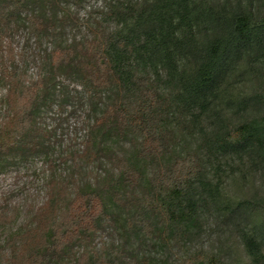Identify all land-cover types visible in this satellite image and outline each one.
Wrapping results in <instances>:
<instances>
[{"label":"trees","instance_id":"trees-1","mask_svg":"<svg viewBox=\"0 0 264 264\" xmlns=\"http://www.w3.org/2000/svg\"><path fill=\"white\" fill-rule=\"evenodd\" d=\"M82 2L0 0V168L43 155L51 169L9 264H227L187 245L226 163L264 171V0H103L84 22ZM74 100L87 129L63 147L44 121ZM107 225L118 245L98 247Z\"/></svg>","mask_w":264,"mask_h":264},{"label":"rangeland","instance_id":"rangeland-1","mask_svg":"<svg viewBox=\"0 0 264 264\" xmlns=\"http://www.w3.org/2000/svg\"><path fill=\"white\" fill-rule=\"evenodd\" d=\"M103 0H83L78 5L79 17L85 21L92 10H97ZM85 30V29H83ZM84 33V31H82ZM81 35V34H80ZM7 49L9 39L4 40ZM25 38L17 37L13 47L19 53L17 59L22 63V51ZM34 44L28 47V55ZM38 67L31 64L29 72L36 75ZM244 78V77H243ZM68 82V81H67ZM245 78L235 89V93L249 88ZM71 87H81L70 82ZM3 89L0 88V96ZM88 114L77 100L64 106L55 104L47 111L44 125L48 130L56 132V136L64 139L63 147L73 142L81 143L87 129ZM55 148H58L56 145ZM222 172V194L219 206L206 209L199 228V234L187 245L194 250L204 247L221 253L227 264H264V171L250 161H234L226 163ZM50 167L43 155H36L25 160L13 159L6 168H0V264H9L7 238L25 225H34V213L46 200V178L50 175ZM263 209V210H262ZM257 241L261 253L257 259L249 254L250 241ZM118 233L107 225L95 239L97 246L117 244ZM118 245V244H117ZM173 258L183 254V250L174 247Z\"/></svg>","mask_w":264,"mask_h":264}]
</instances>
